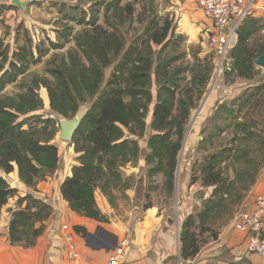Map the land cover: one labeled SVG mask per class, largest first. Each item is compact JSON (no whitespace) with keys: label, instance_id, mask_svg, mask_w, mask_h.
Returning a JSON list of instances; mask_svg holds the SVG:
<instances>
[{"label":"trees","instance_id":"trees-1","mask_svg":"<svg viewBox=\"0 0 264 264\" xmlns=\"http://www.w3.org/2000/svg\"><path fill=\"white\" fill-rule=\"evenodd\" d=\"M133 1L108 3L104 24L95 12L88 15L81 10L78 24L82 29L72 40L75 47L48 61L49 78L33 75L29 83L18 84L20 91L14 95L5 93L6 88L16 84L30 64H40L51 50L65 49L72 42L73 27L58 29L57 42L35 46L20 24L15 40L19 42L23 35L27 42H16L13 51L4 42L0 47V173L9 175L17 168L20 180L37 190L60 168L59 147L54 141L61 131V118L72 120L89 104L71 142L79 155L78 165L62 184L61 193L73 212L103 223L109 219L98 206L97 191L116 208L119 195L125 199L132 187L133 177H126L123 170L141 158L151 182L162 176L173 197L188 125L215 69L211 60L215 52L202 59L195 56V63L178 64L187 55L178 52L187 39L177 33L176 16L160 17L155 0ZM138 3L142 11L137 23H148L142 36L129 41L124 27L135 21ZM263 31L264 20L249 16L243 21L225 74L228 83L242 79L256 84L228 102L217 103L202 125L191 184L201 180V187L210 194L201 199V209L182 224L181 257L185 261L199 254L205 234L218 239L220 229L231 223L264 171V69L256 65L264 55ZM42 87L47 89L53 114H38L45 109ZM141 141L147 144L144 153ZM16 196L17 189L0 175V214ZM17 204L11 211L10 242L32 248L46 230L52 207L33 195L19 197ZM75 231L87 234L80 227Z\"/></svg>","mask_w":264,"mask_h":264},{"label":"crops","instance_id":"crops-1","mask_svg":"<svg viewBox=\"0 0 264 264\" xmlns=\"http://www.w3.org/2000/svg\"><path fill=\"white\" fill-rule=\"evenodd\" d=\"M21 1L24 2L23 0ZM28 3L30 4V2ZM33 4L35 5V3ZM177 4L179 6L176 11V16L179 20L177 33L184 35L189 42H198L202 37L207 50L209 48L210 51L212 45L209 42L207 35L212 33V36H214V32L210 21L204 16L199 8L198 0H179L177 1ZM13 6L15 5H13L12 0H0V47L1 42H4L5 47H11L12 51L14 48H17V43L23 45L27 42L23 35L20 37L19 42L15 40L16 28L20 24H23L29 31V36L34 42L29 20L27 22L24 21L25 13L27 14L28 11L27 8L26 10H22L17 6L16 8H12ZM253 7L255 10L251 16L264 20V0H254ZM27 15L29 16V14ZM202 21L203 24L201 23ZM53 30L54 31L48 30V34L47 29L43 27L40 31L41 33L46 32L48 39L57 42L58 35L56 34L58 28H53ZM262 35H264V31ZM48 39L46 40L42 37L41 40L46 43ZM221 39L222 38H220V40ZM237 40L238 39L235 40L236 44ZM34 45L36 46V43H34ZM220 45L221 43H218L216 46L217 52H220ZM52 52H55V50H51L49 54L44 56L40 63L45 65L44 73L39 75L40 77H50L46 68ZM35 54L37 56L36 51ZM40 64H30L27 72L19 77L18 82L9 85L8 87L17 86L23 80L26 81L29 77L32 78L33 75H38L33 73L32 68ZM6 69H8V64L6 65ZM30 80L26 82L29 83ZM236 83L240 86L238 89L239 91H236L237 95H234V97L238 96L245 87L250 85L251 82L240 79ZM40 95L45 103V109L39 111L38 114H53L49 108L47 89L42 87ZM89 107V104L84 105L78 114L83 116L88 111ZM208 112L204 114L205 116L203 118L198 117L196 119V122L200 127L202 125L201 123L206 120ZM54 117L57 116L54 115ZM64 120L70 121L61 118V122ZM151 120L152 111L147 120L148 125H150ZM147 132L148 135L151 134L150 127L147 129ZM198 132L199 134L201 133L200 131H197L192 135V133L188 134L187 131L183 147L187 151H190L196 143H199L200 139L199 136H197ZM60 137L57 136V138ZM60 140L63 141L61 138ZM68 144L70 145L67 152L65 148L61 151L59 147L60 156L62 152H66V155L61 162V166L56 173V176L58 175L59 178L57 179L55 177L54 179V177H52L49 181L40 183L37 190L29 188L20 180L17 168H15V171L9 175L4 172L0 173L1 176L8 180L11 187L18 191V196L11 199L9 204L0 214V264H69L65 242V237L69 234L75 235V241L77 242L82 255V264H110L111 259L115 256V253L121 248L125 241L128 242L129 245L128 247L123 248L124 254L123 257L119 259L118 264H231V262H241L243 260L250 261L245 264H264V261L260 260L261 258L259 259L257 256L255 257L254 255L250 256L247 254L245 235L233 229L235 219H233L228 226L220 229L218 239L214 240L211 244L213 247L212 249L205 252L201 250L195 258L185 261L181 257L180 241L181 227L184 219L180 221L181 218L179 220L177 215L176 226L174 223V217H171L170 213H167L166 210H160L153 202V205L149 208H145V206L140 208V206H137L132 209V206L129 210L119 213L116 211V208H113L110 205L107 198L99 190L96 193L97 203L103 214L109 219V222H98L84 218L73 212L61 193L62 184L68 177H71L73 167L78 165L77 158L79 155L75 153L71 143ZM146 146L147 144L142 141V149L146 150ZM180 160L181 159L179 158L177 177L180 171ZM191 169L192 167L190 166L189 169L187 168V171L189 172ZM123 172L126 177L138 174V177L141 176L146 183H149L150 179L147 176L148 168L144 158L140 159L137 169L128 165L124 168ZM262 193H264V171L261 173L257 184L249 192L245 202L239 207L237 213L251 209L254 200ZM27 195H33L38 199L46 201L50 204L53 210L51 217L45 222L46 230L44 234L38 239L36 245L32 248H26L21 245H12L9 239L11 211L19 207L17 204L18 198ZM127 198L129 199L128 201L132 203H134L135 200H138L139 202L141 201V196L139 195L137 197L133 188L127 190L125 199ZM24 206L25 204L23 207ZM63 224H68L70 226L67 232L60 231V226ZM76 227L86 230L87 234L83 236L82 232L77 233L75 231Z\"/></svg>","mask_w":264,"mask_h":264},{"label":"rangeland","instance_id":"rangeland-1","mask_svg":"<svg viewBox=\"0 0 264 264\" xmlns=\"http://www.w3.org/2000/svg\"><path fill=\"white\" fill-rule=\"evenodd\" d=\"M23 1L27 3L30 2V4L28 3L26 7L28 10L27 14H29V16L25 13L24 21L27 22L29 20V23L31 25V31H32L31 34L34 39V43L39 44L40 42H42L41 40L42 37H44L46 40L48 39V36H47L48 30L54 31L53 28L63 29L65 25H69L70 27H73V31H72L73 36L71 37V41H72L73 38L76 36V34L82 29L81 26H79L78 24V21L80 20V17L82 15L81 10H84L86 14L88 15H90L91 13L93 14V12H95V14H98L100 16L99 23L104 24L105 6L108 3H110L112 0H33V1L23 0ZM177 1L179 0H155L154 8H156L155 10H158L160 17L165 18L168 15H170V18H172L176 16V11L179 8ZM33 3H35V5ZM126 3H134V1L133 0H122L121 5H125ZM26 8L24 10H26ZM136 10L137 12L135 13V18H134L135 21H133L132 24H128V26L124 27L125 34L129 41H135L140 36H142L144 34V29L146 28L145 25H147L148 23V22L144 24L137 23L138 14L142 11L141 3H138L136 5ZM71 17H73L72 20H70ZM54 20H55V23H54ZM175 21L177 22H175L174 25L178 26L179 20L177 16H176ZM201 23L203 24V21ZM43 27L47 29V33L46 32L41 33L40 30H42ZM209 35L212 36V33H209ZM49 40L50 39H48V41ZM48 41L45 43L46 45L48 44ZM60 41L63 42L64 40H60ZM74 47H75L74 42L72 41L70 44L67 45L66 49L52 52L50 54L49 60H51L53 56L56 54H58V56L66 55L68 50L71 48L73 49ZM180 47L181 48L178 49V52L180 54L187 53V55L186 57H183L178 62V64L187 65L189 63H195L196 61L195 56H198L200 59H202L205 55L209 53V48L207 50V47L202 40V37L198 42H189L186 40ZM168 52L174 53L173 50H168ZM221 52L222 51L216 52L218 55L217 54H215L216 56L213 55L214 58L211 59L215 67L213 78L202 100H200V102L197 103V107H195V109L193 110V113H192V116H191V119L188 125V130H187L188 134L192 133L193 135V133L197 131L201 132L202 125L204 124L206 120L203 123H201L202 125L200 127L199 124L196 122V119L198 117L203 118L205 116L204 114L209 111L208 116H207L208 118L209 115L214 110L217 103L225 102V101L228 102L234 98V95H237L236 91L239 89L240 85H238L236 82H238L240 79H235L233 83H228V81L225 79L226 71L228 70V67H230V60H228V62H225L224 67H223V72L218 73L220 72L218 71L219 70L218 66L221 63V58H222ZM227 63H228V66H227ZM32 69H33V73L38 74L39 76L44 73L45 65L43 64L36 65ZM111 71L112 69L107 70L106 73L108 77ZM30 78L31 77H29L26 81H29ZM233 78L235 77L232 76V79ZM254 84H256V81L251 82L250 86ZM19 85L8 87L6 89V93L9 95H14L18 93L20 91ZM190 87H193V86H190ZM233 87L236 89H234ZM249 116L252 118V115H249ZM60 133L61 132L58 133L57 135L58 137H60L59 135ZM197 136H199L200 140L202 139L201 133L199 134L198 132ZM60 138L56 137L54 143H56V145L60 147L61 151L62 149L65 148L67 152V150L69 149V145H70L68 144L69 142H63L60 140ZM198 144L199 143H196L190 149V151H187L185 148H183L184 150L182 154L180 155V159H181L180 160V171L178 173V178H177L178 185H177V188L175 189V193L173 197L169 195L162 176L161 177L158 176L150 184V180H149V183L148 182L146 183L143 180V178H141V176L138 177V174H135L134 176H131L133 177L131 188L135 190L137 197L139 195L141 196V201L139 202L138 200H135L134 203H132L128 201L129 200L128 198L122 200V198L119 195V200L117 203L118 208L116 207V211L121 213L126 210H129L132 206H133L132 209L137 206H140V208H143V206L147 207L149 204L153 205L154 203L157 207H159L160 210H166L167 213H170L171 217H174V223L176 226H177V215H178L179 220L181 218L180 221H182L183 219L185 221V219L189 215L195 214L197 211H199L201 209V199L204 197H208L210 194V190L203 189L201 187L202 186L201 180H198L195 184H191V174H192L193 168L191 169V171L189 172L187 171V168L189 169L190 166L193 167L194 161L199 159V156L196 152ZM143 147H144V144H143ZM66 152L65 153L62 152L60 156L61 162L63 161V157H65ZM144 152L145 150L143 149L142 153ZM138 163L129 164V165L137 169ZM56 173L57 172H55L52 176L47 178L45 181H49L52 177H54V179L55 177L58 179L59 177L58 175L56 176ZM153 188H155L154 191H153ZM149 189H151V191ZM149 197L150 199H148ZM238 214L239 213L235 214L234 219L236 218ZM201 240H203L204 242L201 245L200 251L202 250L203 252H205L213 248L211 244L214 242V240L209 234H205V236L202 237ZM260 260H263V259H260ZM241 262L245 264L250 261L243 260ZM231 263H236V261L231 262Z\"/></svg>","mask_w":264,"mask_h":264},{"label":"built area","instance_id":"built-area-1","mask_svg":"<svg viewBox=\"0 0 264 264\" xmlns=\"http://www.w3.org/2000/svg\"><path fill=\"white\" fill-rule=\"evenodd\" d=\"M198 6L210 21L214 32V36L207 35L212 45L209 52L217 54L216 46L221 43L222 58L218 71L223 72L224 64L228 62L230 51L236 44L235 40L238 39L239 27L255 10L254 0H198ZM69 228L68 224H63L60 226V231L67 232ZM233 229L245 235L247 254L264 260V193L254 200L251 209L236 216ZM74 236L69 234L65 237L69 264H82V255ZM128 245L126 241L122 244L110 264H118L124 254L123 248Z\"/></svg>","mask_w":264,"mask_h":264},{"label":"water","instance_id":"water-1","mask_svg":"<svg viewBox=\"0 0 264 264\" xmlns=\"http://www.w3.org/2000/svg\"><path fill=\"white\" fill-rule=\"evenodd\" d=\"M13 5L19 7L20 9L24 10L27 7V2H22L21 0H12ZM256 65L259 68L264 69V55L260 56L257 61ZM83 116L81 114H77V117L73 120L67 121L64 120L61 122V139L65 142L71 143L75 136L76 131L78 130ZM179 169V166H178ZM178 185V183H177Z\"/></svg>","mask_w":264,"mask_h":264},{"label":"clouds","instance_id":"clouds-1","mask_svg":"<svg viewBox=\"0 0 264 264\" xmlns=\"http://www.w3.org/2000/svg\"><path fill=\"white\" fill-rule=\"evenodd\" d=\"M184 147V146H183ZM182 151H183V149H182ZM182 153V152H181ZM178 178V177H177Z\"/></svg>","mask_w":264,"mask_h":264},{"label":"bare ground","instance_id":"bare-ground-1","mask_svg":"<svg viewBox=\"0 0 264 264\" xmlns=\"http://www.w3.org/2000/svg\"><path fill=\"white\" fill-rule=\"evenodd\" d=\"M218 73H221V72H218Z\"/></svg>","mask_w":264,"mask_h":264}]
</instances>
